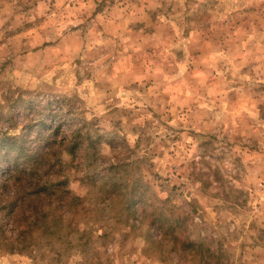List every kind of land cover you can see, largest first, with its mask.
<instances>
[{"label":"rangeland","instance_id":"374dc122","mask_svg":"<svg viewBox=\"0 0 264 264\" xmlns=\"http://www.w3.org/2000/svg\"><path fill=\"white\" fill-rule=\"evenodd\" d=\"M7 135L0 264H264V0H0ZM34 139L55 220H11Z\"/></svg>","mask_w":264,"mask_h":264},{"label":"trees","instance_id":"16d2710c","mask_svg":"<svg viewBox=\"0 0 264 264\" xmlns=\"http://www.w3.org/2000/svg\"><path fill=\"white\" fill-rule=\"evenodd\" d=\"M39 125L44 126V123H39ZM32 144H35L34 148H36V154L28 155L29 158L34 160L32 165H29L25 160L23 162H19V157H15V163L12 166L5 164V171L7 176L8 187L10 186L12 190H8V193L5 197V206L8 209L7 212L11 218V220H55L52 216L53 210H41L38 206L44 205V201H48L50 195L55 193L58 190L59 184H54L48 178L47 173V164L48 156L52 151L51 143L48 145L47 149L43 151V148H40V142L38 139H34L31 141ZM14 144L13 136L7 135L4 140L0 142V157H4V160L8 161L9 158H14L12 155L11 145ZM24 150V146L19 147V154H21ZM27 155V154H26ZM42 163H44L42 165ZM25 164V165H23ZM20 165V166H19ZM115 181V180H113ZM14 185V188H12ZM110 183V188L103 187L101 191H106L107 196H110L115 193L116 187L119 186ZM121 186V185H120ZM61 195V190L58 193ZM135 201L130 199L128 201V207L132 214V219H136L138 216L135 212ZM45 204H49L46 203ZM142 218L146 217L148 213L142 211ZM40 215V216H39ZM51 217V218H49ZM61 220V217L58 216ZM163 217L160 212H157L155 215L151 213L149 216V220H152L148 225L151 226L156 222V220H162ZM157 227L162 228L163 224L161 221H158ZM136 226L135 223H132ZM25 231L21 232V241L26 239ZM149 237L152 239V242H159L161 244V240H157L156 235L150 234ZM179 243L177 240L174 241L173 245ZM191 247V246H190ZM159 249H161L159 247Z\"/></svg>","mask_w":264,"mask_h":264}]
</instances>
